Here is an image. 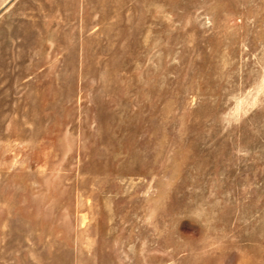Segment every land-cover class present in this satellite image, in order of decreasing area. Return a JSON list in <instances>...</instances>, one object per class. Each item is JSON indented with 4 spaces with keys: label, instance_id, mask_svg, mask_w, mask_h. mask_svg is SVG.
I'll list each match as a JSON object with an SVG mask.
<instances>
[{
    "label": "rangeland",
    "instance_id": "1",
    "mask_svg": "<svg viewBox=\"0 0 264 264\" xmlns=\"http://www.w3.org/2000/svg\"><path fill=\"white\" fill-rule=\"evenodd\" d=\"M0 264H264V0H0Z\"/></svg>",
    "mask_w": 264,
    "mask_h": 264
}]
</instances>
